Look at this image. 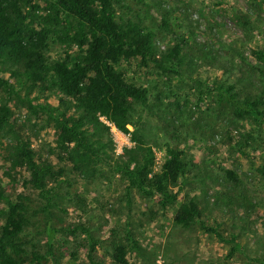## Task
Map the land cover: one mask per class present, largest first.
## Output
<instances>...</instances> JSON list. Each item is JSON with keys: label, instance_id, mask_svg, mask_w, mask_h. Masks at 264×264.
<instances>
[{"label": "rangeland", "instance_id": "rangeland-1", "mask_svg": "<svg viewBox=\"0 0 264 264\" xmlns=\"http://www.w3.org/2000/svg\"><path fill=\"white\" fill-rule=\"evenodd\" d=\"M114 7L116 20H130L152 31L159 51L180 41L184 58L177 71L168 74L139 64L137 58L119 62L117 68L145 87L148 96L144 104L134 105L127 132L112 133L109 121L99 116L106 128L99 136L111 159L101 162L92 177L73 171L60 158L52 120L46 113H33L26 105L25 85L9 77L17 96L8 98L11 116L0 130V193L11 200L18 194L26 198L28 224L19 235L23 264H88L84 234L65 231L78 224L98 242L95 258L106 262L110 241L123 242L128 231L137 248L127 258L136 264H264V128L235 117L209 88L216 79L248 93L264 91V66L251 55V49L264 51V0H122ZM65 52L74 60L79 57L75 45L50 35L46 54L54 58ZM8 71L1 75L7 77ZM40 86L28 94L32 103L55 106L58 92L39 90ZM5 97L0 92V99ZM133 131L152 148L154 170L166 144L184 149L192 166L179 186L176 204L193 198L201 220L216 226L223 237H235L239 246L232 254L227 240L203 232L197 222L175 224L174 208H161L156 195L125 189L112 164L135 146ZM14 133L29 139L37 158L62 169L55 191L65 212L55 207L48 213L39 211L36 192L3 174ZM223 169L236 173L239 190L226 182ZM17 172L26 176L22 169ZM4 207L0 198V209ZM46 220L54 230L51 238ZM34 253L41 258L34 260Z\"/></svg>", "mask_w": 264, "mask_h": 264}, {"label": "trees", "instance_id": "trees-1", "mask_svg": "<svg viewBox=\"0 0 264 264\" xmlns=\"http://www.w3.org/2000/svg\"><path fill=\"white\" fill-rule=\"evenodd\" d=\"M121 1L0 0V92L6 95L0 99V130L9 123L11 116L8 98L17 96L14 84L9 81L10 76H15V84L25 85L27 107L38 115L46 113L52 120L60 158L73 171L87 177L94 175L101 162L111 159L99 136L103 128L106 130L99 116L127 132L126 125L131 123L134 105L144 104L147 100V89L127 79L117 68L119 62L137 58L139 64H150L168 74L176 72L184 58L180 41L159 51L152 31L130 20H116L114 5ZM50 35L75 45L79 57L74 60L68 52L54 58L46 54ZM251 55L264 66L263 50L251 49ZM5 70H9L7 77L1 75ZM258 71L263 72L259 68ZM39 83V90L54 88L58 92L55 106L32 103L28 94ZM209 88L224 99L235 117L252 120L264 128V91L248 93L236 90L233 83L216 79ZM14 136L5 158V177L33 189L41 202L39 211L48 213L55 207L65 212L56 201L55 191L61 182L62 169H54L50 162L37 158L26 136L18 133ZM131 138L135 146L126 149L123 159H116L112 164L113 170L124 179L125 189L145 196L156 195L161 208H174L172 219L175 224L184 227L197 222L203 232L227 240L232 245L229 253L232 254L239 246L235 237H223L216 226L201 220V212L193 198L176 204L179 186L185 182L192 166L184 149L166 144L163 159L154 170L152 148L136 131L131 133ZM18 169L24 170L26 176L19 174ZM223 174L226 182L239 190L240 179L236 173L223 169ZM0 198L5 202L4 209H0L3 218L0 264H23L19 235L28 224L26 198L18 194L11 200L1 193ZM45 225L51 238L54 230L48 220ZM65 231L71 236L78 231L84 234L88 241V264H136L127 258V254L137 248V242L128 231L123 242L115 238L110 241L108 262L95 258L98 242L86 227L78 224L68 226ZM33 258L41 257L34 253Z\"/></svg>", "mask_w": 264, "mask_h": 264}, {"label": "built area", "instance_id": "built-area-1", "mask_svg": "<svg viewBox=\"0 0 264 264\" xmlns=\"http://www.w3.org/2000/svg\"><path fill=\"white\" fill-rule=\"evenodd\" d=\"M107 125H109V128H110V131L112 132V133H119V132H121L119 129H117L112 123H110V122H108V123H106Z\"/></svg>", "mask_w": 264, "mask_h": 264}]
</instances>
